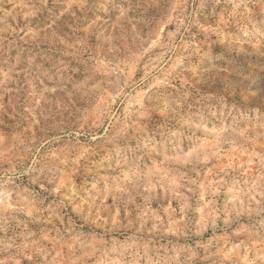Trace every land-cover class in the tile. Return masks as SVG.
Returning <instances> with one entry per match:
<instances>
[{
    "label": "rangeland",
    "instance_id": "1",
    "mask_svg": "<svg viewBox=\"0 0 264 264\" xmlns=\"http://www.w3.org/2000/svg\"><path fill=\"white\" fill-rule=\"evenodd\" d=\"M0 264H264V0H0Z\"/></svg>",
    "mask_w": 264,
    "mask_h": 264
}]
</instances>
